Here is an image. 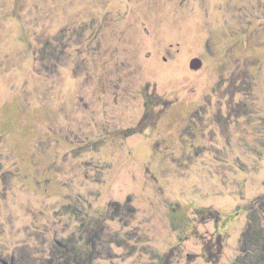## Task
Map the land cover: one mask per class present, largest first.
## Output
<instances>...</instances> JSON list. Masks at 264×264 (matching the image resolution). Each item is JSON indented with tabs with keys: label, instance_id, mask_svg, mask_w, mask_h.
I'll list each match as a JSON object with an SVG mask.
<instances>
[{
	"label": "rangeland",
	"instance_id": "rangeland-1",
	"mask_svg": "<svg viewBox=\"0 0 264 264\" xmlns=\"http://www.w3.org/2000/svg\"><path fill=\"white\" fill-rule=\"evenodd\" d=\"M0 264H264V0H0Z\"/></svg>",
	"mask_w": 264,
	"mask_h": 264
},
{
	"label": "water",
	"instance_id": "water-1",
	"mask_svg": "<svg viewBox=\"0 0 264 264\" xmlns=\"http://www.w3.org/2000/svg\"><path fill=\"white\" fill-rule=\"evenodd\" d=\"M192 62H195L196 63L195 65H199L200 64V60L199 59H193Z\"/></svg>",
	"mask_w": 264,
	"mask_h": 264
}]
</instances>
